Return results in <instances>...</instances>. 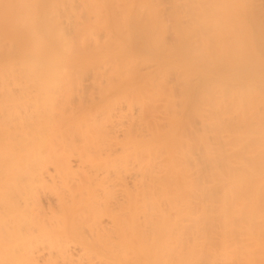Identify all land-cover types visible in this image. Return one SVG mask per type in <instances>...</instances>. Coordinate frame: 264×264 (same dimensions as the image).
<instances>
[{"label": "bare ground", "instance_id": "6f19581e", "mask_svg": "<svg viewBox=\"0 0 264 264\" xmlns=\"http://www.w3.org/2000/svg\"><path fill=\"white\" fill-rule=\"evenodd\" d=\"M0 264H264V0H0Z\"/></svg>", "mask_w": 264, "mask_h": 264}, {"label": "rangeland", "instance_id": "374dc122", "mask_svg": "<svg viewBox=\"0 0 264 264\" xmlns=\"http://www.w3.org/2000/svg\"><path fill=\"white\" fill-rule=\"evenodd\" d=\"M168 34H169V33H168ZM169 35H170V34H169ZM169 35H166V36H169ZM167 40H170V41H171V37L169 36ZM143 55H144V57L147 56L146 54H143ZM145 55H146V56H145ZM198 80H199V79H197V81L195 80V83H196V84L198 83Z\"/></svg>", "mask_w": 264, "mask_h": 264}]
</instances>
